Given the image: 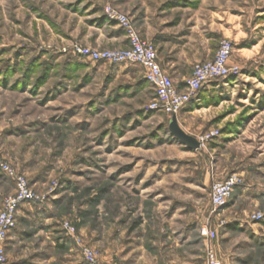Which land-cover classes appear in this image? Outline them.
Returning <instances> with one entry per match:
<instances>
[{
	"label": "rangeland",
	"instance_id": "1",
	"mask_svg": "<svg viewBox=\"0 0 264 264\" xmlns=\"http://www.w3.org/2000/svg\"><path fill=\"white\" fill-rule=\"evenodd\" d=\"M141 2L0 0V211L16 187L1 163L36 194L4 264H85L84 246L115 264H206V225L224 264H264V0H176L194 40L206 50L230 40L241 68L183 112L200 142L218 132L195 150L152 107L140 67L75 51L127 37L110 9L140 33ZM230 176L233 194L215 209L211 186Z\"/></svg>",
	"mask_w": 264,
	"mask_h": 264
},
{
	"label": "built area",
	"instance_id": "2",
	"mask_svg": "<svg viewBox=\"0 0 264 264\" xmlns=\"http://www.w3.org/2000/svg\"><path fill=\"white\" fill-rule=\"evenodd\" d=\"M107 13L127 29V37L130 42L129 47L98 49L92 46L88 47L76 44L75 51L80 56L91 58L94 61L105 60L116 64L131 63L141 66L146 72V80L153 86L156 92L155 101L152 104L154 109L177 116L182 109L197 99L198 93L207 87L209 83L227 77L232 73L240 72L241 68L239 65H232L230 63L234 49L233 43L225 39L221 41L214 58L194 65L193 73L186 80V87L182 89L174 83V80L166 70L162 69L155 43L149 39H144L131 26L128 16L124 13H119L113 9L107 10ZM217 133L211 130L209 134L201 138V142L203 143ZM1 169L8 176L14 178L16 182L14 194L6 197L3 209L0 211V264H4L8 253L6 252L7 242L10 238V233L17 226V214L20 210V205L32 200L36 194L33 192L28 179L22 174H18L11 164L7 162L1 163ZM237 182L236 176H230L223 181L213 182L211 186V201L215 209L222 207L228 202ZM66 226L74 230L68 222ZM200 231L202 237L207 241L205 245L206 264H224L218 257L215 245L212 244L213 239L218 236V230L211 229L206 225ZM82 250H84L83 258L85 264H101L97 249L91 246H84Z\"/></svg>",
	"mask_w": 264,
	"mask_h": 264
},
{
	"label": "crops",
	"instance_id": "3",
	"mask_svg": "<svg viewBox=\"0 0 264 264\" xmlns=\"http://www.w3.org/2000/svg\"><path fill=\"white\" fill-rule=\"evenodd\" d=\"M140 13L141 16L137 17ZM133 16L141 35L155 43L162 69L166 70L174 83L182 89L186 87V80L192 75L194 65L212 59L216 55L218 47L206 50L201 43L194 40L195 29H188L189 25L184 29V19L178 20L177 18L176 0H142L137 10L133 12ZM110 40L111 42H108L109 45L105 48L129 47L130 45L124 33L113 34ZM137 66L144 71L141 66ZM144 74L146 78L145 71ZM214 82L209 83L207 88L215 87ZM198 101L195 99L177 115L183 129V112L189 107L193 108ZM101 264L115 263L111 261L109 263L105 258L101 260Z\"/></svg>",
	"mask_w": 264,
	"mask_h": 264
},
{
	"label": "water",
	"instance_id": "4",
	"mask_svg": "<svg viewBox=\"0 0 264 264\" xmlns=\"http://www.w3.org/2000/svg\"><path fill=\"white\" fill-rule=\"evenodd\" d=\"M169 129H171L173 135H175L183 143L187 144L191 149L195 150L196 148L201 146L200 141L196 137L194 138L184 129H182L181 126H179L176 115L173 116V119L169 125Z\"/></svg>",
	"mask_w": 264,
	"mask_h": 264
},
{
	"label": "trees",
	"instance_id": "5",
	"mask_svg": "<svg viewBox=\"0 0 264 264\" xmlns=\"http://www.w3.org/2000/svg\"><path fill=\"white\" fill-rule=\"evenodd\" d=\"M147 81V80H146ZM147 83L149 84V82L147 81Z\"/></svg>",
	"mask_w": 264,
	"mask_h": 264
}]
</instances>
